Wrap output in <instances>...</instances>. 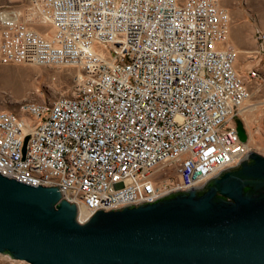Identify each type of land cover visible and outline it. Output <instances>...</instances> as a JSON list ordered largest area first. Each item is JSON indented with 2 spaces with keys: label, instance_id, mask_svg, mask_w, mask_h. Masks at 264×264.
<instances>
[{
  "label": "built area",
  "instance_id": "1",
  "mask_svg": "<svg viewBox=\"0 0 264 264\" xmlns=\"http://www.w3.org/2000/svg\"><path fill=\"white\" fill-rule=\"evenodd\" d=\"M229 22L219 0L0 4V63L77 69L70 93L0 108V172L58 186L86 220L238 165L249 148L233 117L249 91Z\"/></svg>",
  "mask_w": 264,
  "mask_h": 264
},
{
  "label": "water",
  "instance_id": "2",
  "mask_svg": "<svg viewBox=\"0 0 264 264\" xmlns=\"http://www.w3.org/2000/svg\"><path fill=\"white\" fill-rule=\"evenodd\" d=\"M76 210L58 186L0 172V252L31 264H264V155L84 221Z\"/></svg>",
  "mask_w": 264,
  "mask_h": 264
},
{
  "label": "rangeland",
  "instance_id": "3",
  "mask_svg": "<svg viewBox=\"0 0 264 264\" xmlns=\"http://www.w3.org/2000/svg\"><path fill=\"white\" fill-rule=\"evenodd\" d=\"M219 1L229 11L228 38L239 50L235 65L249 91L233 120L242 121L249 150L264 155V38L257 37L264 33V0ZM8 2L0 0V4ZM254 66L259 75L250 78L247 72ZM76 73L71 66L0 63V108L18 111L22 102L68 94ZM174 175L172 168H166V180L174 179ZM0 264L31 263L0 252Z\"/></svg>",
  "mask_w": 264,
  "mask_h": 264
},
{
  "label": "bare ground",
  "instance_id": "4",
  "mask_svg": "<svg viewBox=\"0 0 264 264\" xmlns=\"http://www.w3.org/2000/svg\"><path fill=\"white\" fill-rule=\"evenodd\" d=\"M83 214V215H82ZM85 216H86V214L82 211V209H79L78 210V219L80 220V221H82V220H84V218H85Z\"/></svg>",
  "mask_w": 264,
  "mask_h": 264
}]
</instances>
